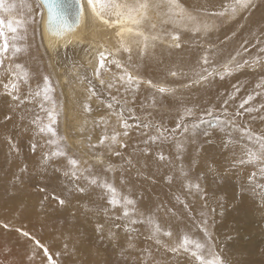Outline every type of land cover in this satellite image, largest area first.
Masks as SVG:
<instances>
[{"label":"rangeland","instance_id":"obj_1","mask_svg":"<svg viewBox=\"0 0 264 264\" xmlns=\"http://www.w3.org/2000/svg\"><path fill=\"white\" fill-rule=\"evenodd\" d=\"M22 2L31 4L27 0H18V7L14 9L13 13V18H22L26 21L24 27L18 32L24 39L15 42L21 51L15 56L12 55L11 48L6 52L7 56L11 58L10 68L4 76H1L0 82V101L9 105L19 114L17 121L27 120V127L17 125L18 123L0 122V231L8 233L7 236L12 235L11 237L16 240L15 248L20 254L19 258L22 259V264H196L194 259L182 249L176 253L169 250L184 235L206 244L207 249L221 258L222 264H264V205H262L264 204V198H262L264 197L262 195L264 187L256 188L257 184L264 185V176L260 174V168L264 167V161L240 163L241 159H247V148L258 150L254 139L250 141L248 135L264 137V51H262L264 49V0H251L245 10L242 8L244 11L237 6L239 10L235 14L230 9L234 0L231 2L224 0L225 3H222L221 9L214 10V12L209 11V14H207L208 11L204 14V11H198L186 5L183 0L176 1L179 7L173 9L176 13H170L169 6L162 8L160 7L163 6L161 3L159 7H156L157 0H149L151 6L158 8L157 11L160 10V20L157 22L163 30L188 24L190 28L188 33H191L189 37L193 39V43H191L193 47H201L206 44L202 40H206V42L209 39L214 42L218 40L216 44L220 46L224 42L238 38L237 48L232 52V56H235L239 49L242 50V53L246 52L241 53L242 57L237 58L238 60H232L234 62L231 61V65H228V62L217 65V68L230 67V71L216 74L224 81L219 91L214 93L216 98L212 95H204L208 85L206 83L211 79L205 76L206 79L197 83V86L181 89L183 94L174 98L178 101L177 106H172L169 110L160 109L165 113V115H160L165 122L161 123V119L157 120L159 117L150 113L137 115L134 110L136 108L127 106L129 102H125L126 104L123 103L124 106H121L123 110L127 108V112L130 113V109H133V115H129L130 120L124 114V123L129 124V128H126L127 135H124L122 140L116 138V141H112L110 137L115 134L114 126L109 128L104 122L100 124L98 121H94L93 129L101 130V133L98 132L97 138L94 140L92 137L94 132L87 133L85 144L88 145V148L90 147L92 156L97 153L102 155L105 160L113 157L112 159L116 163L112 161L110 165L105 161H98L95 156H93L95 158L91 157L84 161L81 158L82 155L68 143L63 135L61 109L58 105L61 101L57 90H55L56 84L45 65L46 63H43L37 54L39 44L36 32L38 15L34 13L36 7L33 8L31 4L32 11L29 13L27 8L21 7ZM117 2L134 5L136 0H117ZM6 4L16 5L17 1L6 0ZM181 9L183 10L182 15ZM241 10L245 14L244 16ZM239 11H241L240 14ZM257 13H260L259 17ZM103 15L105 19L117 20V17L109 12H105ZM189 17L193 19H189ZM241 17L242 19H240ZM246 17L248 19H245ZM3 18L7 22L9 18L7 13L3 14ZM255 20L258 28L254 23ZM235 22L237 23L235 24ZM252 23L255 26H252ZM128 25L134 28L138 27L139 30L142 29L141 31L155 29L148 14L147 19L143 20L139 26ZM197 25L199 30L194 31L193 29ZM205 25H208L207 30H205ZM170 30L172 32L174 29ZM8 35L12 34L8 33ZM226 35H230L229 38ZM199 38L201 41L196 43L195 39ZM141 39L137 36L135 39L137 45L141 43ZM9 43L11 44V41ZM29 51L33 59L25 56ZM215 56V54L206 56L202 54L198 60L202 67H206L209 63L215 65L216 62L211 61ZM205 58L208 63L204 62ZM243 58L244 60H242ZM33 63L40 67L37 75L33 73ZM16 64H20L22 68L17 69ZM127 70L133 74L131 68H127ZM212 70L213 68L209 69L208 73ZM23 71L28 73L26 81L22 78ZM193 71L195 72V70ZM247 72L255 75L252 77L239 76V73ZM242 76L243 78H241ZM44 77L48 78L49 100L43 98ZM171 77L172 75L168 76V78ZM179 77L180 74L173 75L174 79ZM194 78L200 79L197 76L192 77V80L183 82L181 87L193 83L196 80ZM11 83L17 85L16 90L11 88ZM244 83L248 84V89ZM5 84H9L8 89L4 88ZM134 86L128 87L141 91V101L153 103L158 100L150 90V97H148L146 93L148 88ZM27 90L28 95L22 96ZM153 90L159 92L157 88H153ZM9 91L12 92V95L8 94ZM37 91H41L40 96L35 95ZM101 91L109 97L108 88H101ZM184 91L188 93H184ZM245 93H249V95L246 96ZM12 96H18L19 99L16 100H20V102H16ZM249 96H252L251 100H248ZM109 99L114 100L112 97ZM245 100L248 102L244 103ZM230 101H233L230 114L238 122L231 119V123H225V121H229L224 118V115L228 113H223L224 111L221 112L220 109L226 107ZM241 104L244 106L240 107ZM209 105L216 108L213 109ZM188 106L191 110L194 108L195 112L197 111L196 114L194 112L191 115H185L184 110ZM140 108L147 109L141 105ZM53 109L56 115V123L52 125L56 131L55 137L51 133L39 131V126L49 123L48 111ZM248 109H252V111H248ZM210 110H212L211 116L208 115ZM201 116H204L206 121L203 124H199ZM216 117L221 119L218 121ZM131 119L136 121L133 122ZM33 121H37V123H33ZM178 123L182 127L178 128ZM143 124L150 126L145 128ZM194 124H199V127H192ZM185 127L188 129L187 132L184 131ZM157 129L166 131L164 135H161ZM195 130L200 131L196 132ZM106 131L110 133H106ZM24 132L26 134H23L20 140L15 141L17 135ZM195 135L197 140H195ZM101 136L108 138L101 143ZM213 136L225 140V146L221 148L214 146V149L222 153L223 159L225 157L228 159L217 162V156L212 158L210 155L208 158H212L211 160L204 159L205 163H201V166L207 164L204 166L205 169L197 164L198 158L201 148L210 142L209 140ZM152 137H156V139H152ZM189 137L192 139H190L191 142ZM186 138L188 139L186 140ZM50 140H56V144L49 143ZM23 143L27 145L25 149ZM159 145H164V149ZM188 146L189 148H187ZM240 148L241 152H239ZM57 149L63 151L65 155H52ZM201 154L203 155V152ZM161 156L164 159H161ZM69 158L78 161L75 169L68 163ZM184 160L185 162H183ZM82 162L84 163L82 164ZM172 162L173 164H171ZM234 168L239 169L235 170ZM73 171H75V175L72 174ZM231 172L240 174L239 179L242 180L243 185L247 184L250 191L251 189L258 190L255 198L249 195V190L246 189L244 193V188L237 186L238 180L237 183H232ZM253 173L256 175L254 181L250 183ZM187 175L188 177H186ZM92 180H96L97 183H91ZM244 181L247 183L245 184ZM105 182L116 188L120 204L113 206L108 202L111 193L101 186ZM123 197L134 201L132 205L127 206L129 212L127 217L123 214L125 210ZM20 203H25L30 208L32 206L31 209L35 210L38 216L29 218V215L28 218L15 219L13 210L20 206ZM10 206L12 208L9 210ZM149 217L153 222V227L156 224L160 226L161 232L158 237L160 243H157L153 236V228L146 223ZM73 219L86 221L81 227H84L85 230H81L82 234L88 237L87 245L90 246L84 250L56 248L52 245V237L47 236L45 232L47 229H44L43 225L58 223L61 220L74 225L73 221L75 220ZM133 220L137 222L132 223ZM104 222H109V227L113 230V233L108 237H104L103 233L97 231L99 224L102 225ZM87 223L90 225H85ZM202 229H206L207 234ZM165 232H170L171 235H164ZM18 239L20 244L17 243ZM1 241L7 240L5 238L3 240L1 237ZM3 242L0 243V264H15L14 257L17 259L18 257L9 250L8 244ZM26 249L30 252L27 253Z\"/></svg>","mask_w":264,"mask_h":264},{"label":"bare ground","instance_id":"obj_2","mask_svg":"<svg viewBox=\"0 0 264 264\" xmlns=\"http://www.w3.org/2000/svg\"><path fill=\"white\" fill-rule=\"evenodd\" d=\"M16 1H17V4H16L15 9L18 7V0H16ZM27 1L33 5V8L36 7V10L34 13H36V15H38L37 22H36V32H37V43L39 44V47H38L39 49L37 50V54L39 56L38 58L43 63H46L45 65H47V68L50 71V74L52 75V78L56 84L55 90H57V92L59 94L60 101H61L60 104H58V105H59V108L61 109L60 112H61V116H62L61 118H62V127H63V133H64L63 135H65V138L68 141V143L71 144L73 146V148L76 149L82 155L81 158H83L84 161L89 160V158L91 159V157H93V156H95L98 161H105L106 164H108V165H110L111 162L113 161V159H112L113 157L105 160L102 155L97 154V153H95L96 155L92 156V153L89 149L90 147L88 148L87 147L88 145L85 144L86 143L85 142V140H86L85 135L87 133H93L94 132L92 135L93 140L97 138L96 134L98 132L101 133V130L93 129L94 127L92 126V124H94V121L95 122L98 121L100 124H102V122H104L106 124V126L109 128H110V126H114L115 134L119 133V135H117V139H121V140L124 139V132L127 131L126 128L122 126L124 123V116H125L124 114H126L127 118L130 120L129 115L133 113V109L132 108L130 109L131 110V111H129L130 113L127 112V108H125V110H123V112H121V109H122L121 106H124L123 103L129 102V104H127V106L130 105V106H133L134 108H136L134 110H135L137 115L150 113L156 117H159L157 120L161 119L160 120L161 123L165 122L160 117V115H165V113L160 111V109L169 110L170 107L177 106L178 101H176L174 99L175 96L183 94L182 90H184L186 88H189L192 86H197V83L203 82V79L194 78L196 80L193 83L191 82L187 86L181 87V84L183 82L190 81V80H192V77H196V76L197 77L208 76L207 78L210 77L211 79H209V82L206 83L208 85L205 88V94L204 95L205 96L206 95H208V96L212 95L214 98H216L217 96L214 93L216 91H219L221 85L224 82L223 80H221V78L217 77L216 74L218 72L225 71L224 70L225 67L222 66L223 68L222 67L217 68V65H221V63L223 64L226 62H228V65H231L230 62L232 60H236L237 58H239L241 56V53H242V50L239 49L236 51L235 56H232V54H233L232 52L234 51V49L237 48L236 43H238L237 42L238 38H235L232 41L229 40L228 42H224L220 46H218L216 44V42L218 40H216L215 42L210 41V39L207 42H206V40H202L203 43H206V44L210 43L211 45L203 44L201 47H193L191 45V43H193V39H191L189 37V36H191V33H188V32H190V28H189L188 24H185L182 26H176V27H169V29L163 30L161 28V26L158 25V22H157V20H160V10L157 11L158 8L157 9L154 8L155 6L153 7V5L152 6L150 5L149 9L147 10V14L151 17V24H153L155 27V29L153 28L154 32H153V30L148 31L145 29H143V32L148 34L150 37H152L154 35L157 37V39L153 40V41L149 40V46L146 50H144L143 54L141 53V49H142L143 45L141 43H139V45H137V43L135 41V39L137 38L136 35L130 34L127 32H124L122 34V36L117 35V33L120 32V29L122 27L123 28L130 27L127 23L115 24V23H111L112 22L111 20H109L110 24L103 23V21L101 19H99L98 17H96L93 14L91 8L88 5V0H80V4H81L83 10H82V13L79 15L78 22H77V12L79 11V8H78L77 4L74 2V0H55L53 7H55L58 11L63 12L65 14V16L67 17L68 24L72 25L71 30H67L63 33V35L57 36V35H53L52 32L49 30L48 25H46V20H48V12H47L48 5L43 3V0H39V2H38V0H27ZM176 1H178V0H176ZM183 1L186 5L191 6L195 9H197L198 11L199 10L204 11V14L206 11H208L207 14H209V11L214 12V10L221 9L220 6L222 5V3H225V2H223L224 0H183ZM230 2H231V0H230ZM165 3L166 2H163L162 3L163 6H160V7L167 8L168 4H165ZM238 10L239 9H237V11ZM244 10H245V8H244ZM241 11H239V14ZM243 11H242V15L244 16L245 14H243ZM215 12H217V11H215ZM172 13H176V11L173 10ZM259 14L257 13L258 17H259ZM230 15H232V14H230ZM237 15H236V17H238ZM251 16H252V14H251ZM254 16H253V18H254ZM247 17L245 19L249 18V17L248 18ZM230 18H232V17H230ZM253 18H252V20H253ZM240 19H242V17ZM255 22H256V20L254 21V23ZM236 23L237 22H235V24ZM245 23H246V21H245ZM255 24L252 23V26L253 25L255 26ZM52 25L58 26V22H52ZM246 25H247V23L245 24V26ZM256 26H257V24H256ZM257 28H258V26H257ZM170 29H174V30L171 32ZM141 30L142 29H140V31ZM228 30H230V29H228ZM174 36L178 37V38L173 39ZM229 36H227V37L229 38ZM222 38H225V37H222ZM121 39H123L124 42L128 46H130L131 53L125 52L124 50L121 51V49H122L121 45H120ZM240 39H242V38H240ZM188 41H190V42H188ZM199 41H201L200 38L195 39L196 43ZM248 43H249V41H248ZM177 45H179V46L177 47ZM244 47L246 48V46H244ZM230 50H231V52H230ZM33 52H32V55H33ZM100 52H105V63H104L103 68H100V60H99V53ZM245 52H243V53H245ZM29 53H30V51L28 53H26L25 56H27V57L29 56L33 59V56H30ZM247 53H246V55H247ZM202 54L204 56L215 54L216 56L214 58H212V60H211L212 62H216L215 65L213 63H209V64H207L206 67H202L200 60H198L199 58H201ZM246 55H244V56H246ZM129 56H131V59H129ZM246 57H245V59H246ZM0 59H2V61H3L2 63H0V82H1V80H2L1 76H4L5 73L8 71V69L10 68V66H9L10 62L9 61L11 60V58H9V56H7V54L5 53L4 56ZM113 60L119 61L120 64L122 65V67L117 68L116 64L112 63ZM242 60H244V58ZM232 62H234V61H232ZM209 66H210V68H209ZM32 68H33L32 69L33 73L35 75H37V72L40 71V67L37 64L33 63ZM98 68H99V75L96 74ZM127 68L132 69L133 74H131V75L137 76L140 78L141 82H140L139 86H144L145 88H148L146 91V93L148 94V97H150V92H149V90H150L151 92H153L154 96L156 98H158L157 101H153V103L141 101V95H142L141 91H137V90H135V88L130 89L128 86L125 87L124 84H126V83L120 81L119 77L122 75H125V77H126V73H129ZM211 68H213V70H212V72H210L211 73L210 74V73H208V70ZM228 68L230 69V67H228ZM192 70H195V72L194 71L192 72ZM28 71H30V70H28ZM172 73H175L176 75L180 74V77L174 79ZM169 75H172V77L168 78ZM240 75H247L249 77H252L255 74L254 73L251 74V72H247V73H241V74L239 73V76ZM239 76H238V78H240ZM241 78H243V76ZM101 80L104 81L103 84H101ZM147 81H151L152 84L149 85L147 83ZM109 83H111L113 85L111 88L108 87ZM245 85L248 89L249 88L248 84H245ZM151 87H153L154 89H156V88L158 89L159 87H164L166 89H171V91H169V92L166 91L164 94H162L161 92H155L153 90V88H151ZM101 88H108L109 91H107V92H109L108 93L109 97L114 98V100L111 101L107 95H106L107 96L106 97L104 95V93L101 91ZM105 91H106V89H105ZM184 93H188V92L184 91ZM26 95H28V90L25 91L22 96H26ZM245 95L247 96V95H249V93H247V94L245 93ZM203 99H205V98H203ZM17 101L20 102V100H16V102ZM110 104L112 105V107H109ZM232 104H233V101H230L226 107H224L220 110H221V112L224 111L223 113H228L227 115H224V118H226V120H229V121L234 120V121L238 122V120L233 119V116L230 114V107L232 106ZM140 105L144 108H147V109H141ZM209 106L211 108L213 107V109L216 108L215 106H212V105H209ZM187 109H190L189 106L187 107ZM186 110H184L185 113H186ZM210 111H212V110H210ZM194 112H195V109L193 108L191 110V114ZM196 112H195V114H196ZM204 112L206 113V111H204ZM18 115L19 114L15 110L11 109V107L9 105L0 101V122L6 121L7 124L18 123L17 125L27 127V120L24 119L20 122L17 121L19 119ZM137 115H135V116H137ZM128 119H126V121H128ZM134 119H131V121H133V122L136 121ZM145 120L147 121L148 119H145ZM104 125H101V126L104 127ZM107 127H105V129H107ZM128 128H129V126H128ZM92 129H93V131H91ZM195 131L197 132L200 130H195ZM26 132H24L20 135H17L15 141L20 140V137L23 134H26ZM106 133H110V132L106 131ZM215 133H218V132H215ZM196 135H195V140H197ZM188 136H189V134H188ZM190 136L193 137V135H190ZM92 137H91V140H92ZM185 137H187V136H185ZM187 139L188 138H186V140ZM190 139H191V137H189V141H190ZM209 141L210 142H207V144L201 148L199 158H198V163H197L200 167H202V166L204 167L205 165H207V164H204L201 166V163H205V161H203V160L209 159L208 157L210 155H212V158L217 156V159H218L217 162L226 161L228 159V157H225V159H223L224 156L222 155V153H219V151L217 149H214V146H216L217 148H221V147L225 146L226 145L225 140H223L222 138H219L217 136H215V137L213 136L210 138ZM23 145H24V149H25L27 145L25 143H23ZM141 145L144 146V144H141ZM89 146H91V145H89ZM159 146L162 149H164V145H159ZM187 148H189V146ZM191 148H193V147H191ZM241 148L239 149V152L242 151ZM178 149H180V148H178ZM202 152H203V155L201 154ZM179 155H180V153H179ZM95 157H93V158H95ZM175 157H178V156H175ZM212 158H210L209 160H211ZM138 159H139V157H138ZM94 161H96V160H94ZM113 162H115V161H113ZM144 162H146V161L144 160ZM183 162H185V160ZM183 162H182V164H184ZM83 163L84 162H82V164ZM180 163H181V161H180ZM210 163H212V162H210ZM171 164H173V162ZM188 164L189 163H187V165ZM174 165H175V163H174ZM217 165H219V164H217ZM175 167H176V165H175ZM204 168L206 169V167H204ZM239 168H240V166H239ZM239 168H234V169L236 170ZM184 170L185 169H183V172H185ZM189 175H191V174H189ZM230 175H231V178H233L232 183L235 184V183H237V180H238L237 186L239 188H244L243 189L244 193H245L246 189L250 191V189L247 188V184H246L247 181H244V183L246 185H243L241 182L242 180L239 179L240 174L237 175V174H235V173L233 174V172H231ZM186 177H188V175ZM168 188H170V187H168ZM256 194H258V190H252L251 189L249 195H252V197L255 198ZM262 198H264V197H262ZM29 202H31V201H29ZM262 205H264V204H262ZM11 208H12V206H10L9 210ZM31 208H32V206H31ZM31 208L29 206H27L25 203H20V206L16 207V209L13 210V217L15 219H17L19 217L28 218L29 215H30L29 218H31V217L33 218V216H35V215L38 216V213H36L35 210H32ZM8 215H9V213H8ZM73 220H75V219H73ZM36 221H37V219H36ZM84 223H86V221L77 219V220L73 221L74 225H72L71 223H69L65 220H61L58 223L46 224V225L44 224L43 226H45L44 229H47V231H45L47 236H49V238L52 237V243H53L52 245L55 246L56 248L63 249V250H71V249L76 250L75 248H77V250H84L88 246H90L89 244L87 245L88 237L86 235L82 234L83 231L81 229L85 230L84 227L81 228ZM109 224H110L109 222L108 223L104 222L102 225L99 224V227H97V229H98L97 231L103 233L104 237L105 236L108 237L109 235H111L113 233V230L109 227ZM85 225L88 226L90 224L87 223ZM13 232H15V231H13ZM86 233L88 234V232H86ZM7 234L8 233H4V232L1 233V231H0V238L3 237V240H4V238L7 240L5 242H3V241H1V242L7 243L8 244L7 246H9V250H11L12 253H14L18 257V259H17L16 257L13 256L15 259V264H22V262H21L22 259L19 258L20 254H18V251L15 248V246H16L15 241L16 240H14L11 237L12 235L7 236ZM11 234H13V233H11ZM21 240H24V239H21ZM24 241H23V243H25ZM18 242H19V239H18L17 243ZM13 243H14V246H13ZM20 243L21 242H19V244ZM23 246H25V245H23ZM26 251H27V253L30 252L27 249H26Z\"/></svg>","mask_w":264,"mask_h":264},{"label":"snow or ice","instance_id":"obj_3","mask_svg":"<svg viewBox=\"0 0 264 264\" xmlns=\"http://www.w3.org/2000/svg\"><path fill=\"white\" fill-rule=\"evenodd\" d=\"M38 2H39V0H38ZM74 2L77 4V6L79 8V11L77 12V22H78L79 15L82 13L83 9H82V6L80 4V0H74ZM163 2H166L168 4L170 13L172 12V10L174 8L179 7L176 3V0H157V3L155 6L159 7L160 4ZM43 3L48 5V7H47L48 20H46V25H48L49 30L52 32L53 35L60 36V35H63V33L65 31L72 29V25L68 24L67 17L65 16V14L61 11H58L55 7H53L55 0H43ZM250 3H251V0H234V3L230 6L231 12L233 14H235L237 11V6H239V8H247ZM88 5L91 8L93 14L96 17H98L99 19H101L103 21V23H105V24H110V21L104 18L103 13L109 12L110 14L115 15L117 17V20L112 21L111 23H115V24L127 23V24H130L133 26H139L143 20L147 19V10L150 7L149 0H136V3L134 5L121 4V3H118L117 0H88ZM15 7H16V5H14V4H6V0H0V58H2L4 56V54L6 52H8L9 48L12 49V55L13 56H15L17 53H19L21 51V48L18 47L15 42L17 40L24 39V37L19 35L18 32L21 28L24 27L26 21L22 18L21 19L13 18V13H14ZM21 7L27 8L29 13H31V11H32L31 4H25L22 2ZM125 9H126V11H125ZM4 13H7V15L9 17L7 22L3 18ZM182 13H183V10L181 9V15H182ZM221 15H223V13H221ZM189 19H193V18L189 17ZM52 22H58V26H53ZM153 27H154V25H153ZM204 27H205V30H207L208 25H205ZM193 30L198 31L199 26L197 25V27ZM124 32L134 34V35L142 38L140 41L143 45V47L141 49L142 54H143L144 50H146L148 48L149 40L150 39L151 40L157 39L156 36H152L150 38L143 31H140L138 29V27H136V28H134V27L123 28L122 27L120 29V32L117 33V35L122 36V34ZM8 33H11L12 35H8ZM177 38L178 37H175V36L173 37V39H177ZM9 41H11V44L9 43ZM120 45H121V48L125 52L131 53L130 46H128L124 42L123 39H121ZM178 46L179 45H177V47ZM262 51H264V49H262ZM129 59H131V56H129ZM99 60H100V68H103L104 63H105V52L99 53ZM2 62H3L2 59H0V63H2ZM204 62L208 63L207 58H205ZM112 63H115L117 68L122 67V65L120 64L119 61L113 60ZM15 67L17 69L22 68V66L20 64H16ZM224 70H225V72L230 71V69L227 66H225ZM96 74L99 75V68L97 69ZM172 74L175 75V73H172ZM27 77H28L27 71H23L22 72V78H24L26 81ZM119 79H120V81L125 82L129 87H132L133 85L138 87L140 82H141L139 77L133 76L130 73H126V77H125V75L120 76ZM200 79H206V77L201 76ZM103 83H104V81L101 80V84H103ZM147 83L149 85L152 84L151 81H147ZM112 86L113 85L111 83L108 84L109 88H111ZM257 87H259V85H257ZM4 88L8 89L9 84H5ZM11 88L13 90H16L17 85L15 83H11ZM158 91L163 93L166 91H171V89L159 87ZM42 92H43L44 100H49L50 99V96H49L50 88L48 86V78L47 77H44V86H43ZM8 94L12 95V92L9 91ZM35 95L40 96L41 91H37L35 93ZM12 98L14 100L19 99L18 96H12ZM251 99H252V96H249L248 100H251ZM248 100H245L244 103H247ZM21 103H23V101H21ZM243 106H244L243 104L240 105V107H243ZM109 107H112V105L110 104ZM248 111H252V109H248ZM121 112H123V109H121ZM190 114H191V109H187L186 115H190ZM208 115L211 116V111L208 112ZM216 119L219 121L221 118L216 117ZM48 120H49L48 124H45L43 126H39V131L42 133L43 132L51 133V135L53 137H55L56 131L52 127V125L56 123V115L54 113V109L48 111ZM205 122L206 121L204 119V116H201L200 120H199V124H203ZM33 123H37V121H33ZM225 123H231V121H225ZM199 124H194L193 127L194 128L199 127ZM122 126L125 128L128 127L126 122L123 123ZM149 126L150 125H148V124L143 125V127H145V128H147ZM177 127L180 128V127H182V125L180 123H178ZM187 130L188 129L185 127L184 131L187 132ZM157 131H159L161 133V135H164L166 130L157 129ZM117 135H119V133L112 135V137H111L112 141H116ZM124 135H127V131L124 132ZM105 139H107L106 136L102 137L101 143H103ZM152 139H156V137H152ZM248 139L250 141H252L254 139L256 145L258 146V150H253L251 148H247L246 149L247 159L246 160L241 159L240 163L241 164L258 163V162L264 161V137H261V136L253 137L252 135H248ZM49 143L56 144V140H50ZM52 155L63 156V155H65V153L63 151L57 149V151L53 152ZM160 158L164 159L163 156H161ZM68 163L70 165H72L73 168L75 169V166L78 164V161H76L75 159L69 158ZM72 174L75 175L76 174L75 171H73ZM260 174L262 176H264V167L260 168ZM255 175H256V173H253V175L249 181L250 183H252L254 181ZM91 183L96 184L97 181L92 180ZM101 186L106 188L107 191L109 193H111L110 199L108 201L111 205L116 206V205L120 204L121 201L118 198L119 193L117 192L115 187H113L112 185H110L106 182ZM196 187H198V185H196ZM262 187H264V185H259V184L256 185V188H262ZM81 191H83V189H81ZM262 195H264V193H262ZM61 203H63V201H61ZM133 203H134L133 200H131L127 197H123V204L125 206V210H124L123 214L125 217H127L129 215L127 206L132 205ZM136 222L137 221H135V220L132 221V223H136ZM141 222H144V221H141ZM146 223L150 227L153 228V236L156 238V242L160 243V240L158 238L159 234L161 232L160 226L158 224H156L153 227V222H152L150 217L148 218ZM202 230L205 231V234H207L206 229H202ZM164 235L170 236L171 233L165 232ZM181 249L185 253H188L194 259L196 264H222L221 258L218 257L214 252L207 249L206 244L201 243L198 240L191 239V238H189L188 235H184L182 237V239L178 243H176L175 246L171 247L169 250L172 251L173 253H176Z\"/></svg>","mask_w":264,"mask_h":264}]
</instances>
